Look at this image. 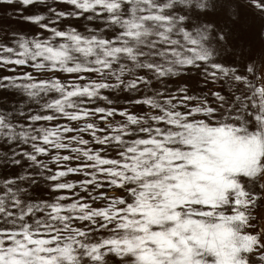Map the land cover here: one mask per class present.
Instances as JSON below:
<instances>
[{
	"label": "snow or ice",
	"instance_id": "1",
	"mask_svg": "<svg viewBox=\"0 0 264 264\" xmlns=\"http://www.w3.org/2000/svg\"><path fill=\"white\" fill-rule=\"evenodd\" d=\"M0 8V264H264V0Z\"/></svg>",
	"mask_w": 264,
	"mask_h": 264
},
{
	"label": "rangeland",
	"instance_id": "2",
	"mask_svg": "<svg viewBox=\"0 0 264 264\" xmlns=\"http://www.w3.org/2000/svg\"><path fill=\"white\" fill-rule=\"evenodd\" d=\"M3 9L0 8V13H2ZM87 138V137H86ZM70 179H76V178H79V177H69Z\"/></svg>",
	"mask_w": 264,
	"mask_h": 264
}]
</instances>
